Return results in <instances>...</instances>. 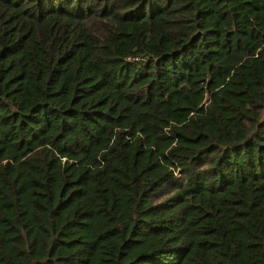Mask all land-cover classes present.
Listing matches in <instances>:
<instances>
[{"label": "trees", "instance_id": "obj_1", "mask_svg": "<svg viewBox=\"0 0 264 264\" xmlns=\"http://www.w3.org/2000/svg\"><path fill=\"white\" fill-rule=\"evenodd\" d=\"M0 264H264V0H0Z\"/></svg>", "mask_w": 264, "mask_h": 264}]
</instances>
